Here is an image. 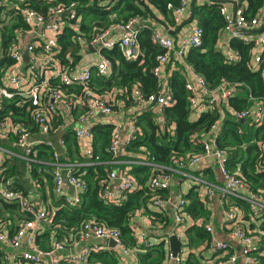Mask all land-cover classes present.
Instances as JSON below:
<instances>
[{
  "label": "trees",
  "instance_id": "obj_1",
  "mask_svg": "<svg viewBox=\"0 0 264 264\" xmlns=\"http://www.w3.org/2000/svg\"><path fill=\"white\" fill-rule=\"evenodd\" d=\"M74 3L80 22L69 20L62 30L56 34L59 44L55 57L61 66L76 67L82 60L84 49L76 40L77 35L86 39H92L97 33L102 32L114 23L127 22L137 17L138 43L140 53L136 59L127 60L118 46L103 50V54L111 61L108 75L98 74L93 69L89 82L95 93H104L113 88L121 90L116 97L124 104H132L130 90L137 87L144 96L169 90L173 103L163 108L165 125L161 128L154 112L155 104L146 106L133 112V120L136 131L127 144L121 147L122 154L113 156L108 146L113 134V125L108 122L97 123L92 127V155L81 159L78 154V145L72 131L65 133V139L70 159H75L80 164L72 169V173L82 180L86 188L80 195L76 204H69L63 196H55L53 193V181L51 164H42L36 160L31 162L30 173L35 182H39L45 189L44 179L48 188L51 202L55 206L54 214L49 225L39 236L35 243L41 250H49L52 242L60 241L65 247L78 238L81 226L86 221H92L99 225L115 228L125 245L134 248L138 264H164L166 259L165 242L162 240L156 244L137 243L133 233L132 218L134 213L151 204V199L158 196L166 199L167 188L150 189L148 184L151 176L159 172L171 175L173 169L178 168L175 159L189 158L203 152L200 142L209 133L210 126L216 120L220 121L219 132L216 135L215 144L218 148L226 150V168L229 172L240 176L251 190L257 194L264 203V162L263 152L259 142L264 143V113L259 123L251 119L237 120L231 114L233 110L249 109L252 100H260L264 104V78L262 66L264 65V51L261 52L253 42H246L238 38H231L229 45L236 52V58L227 61L222 42L225 20L220 13L223 0H205L191 8L193 19L203 28L202 42L198 47H192L187 51L184 64L172 70L165 81H161L153 73L158 54L164 52V48L151 40L154 31L150 25L151 19H156L155 11L163 19L166 26H173V8L178 6L179 0H112L110 4L102 0H22L20 4L10 10V20L0 27L1 59L0 78L13 60L9 51L20 30L29 29L18 8L28 6L45 17L48 8L53 5L68 6ZM170 4V8L168 5ZM235 6L243 8V15L250 19L264 13V0H235ZM18 7V8H17ZM78 25V30H75ZM264 29V20L261 24ZM256 54H261L262 62H255ZM189 65L192 70L206 81L207 89L212 91L221 81L236 85L234 95L227 97L224 103L212 105L201 111L198 118L192 117L189 96L190 92L185 86L187 81L184 66ZM53 87L60 88L67 98H73L80 94V86H68L60 84L57 79H51ZM26 97L14 95L12 98L0 99V120L4 117L12 119L14 124L31 130H37V125L30 116L27 108L29 105ZM22 104H18L19 102ZM207 99L205 100L206 103ZM116 106H114L115 109ZM116 110V109H115ZM30 126V127H29ZM40 152L47 153L46 147L39 146ZM119 151V152H120ZM76 153V156L73 153ZM119 160H130L129 173L135 178L136 188L125 192L124 197L118 200H108L102 196V191L109 183V173L113 168L124 167L125 163ZM51 162V153H50ZM47 168L46 171H40ZM12 169V167L10 168ZM180 169V168H179ZM183 169V168H182ZM185 169V168H184ZM9 170V168H8ZM2 172L3 180L9 179L10 173ZM45 196V191H44ZM187 203L184 210L187 215L201 219V224L193 223L186 228L185 234L190 247H197L203 243L209 246L211 237L206 230L208 212L201 201L196 186H192L186 195ZM237 202L245 205L251 212L248 201L234 197ZM5 201V200H4ZM12 207L20 208L17 202H12ZM155 218H161L163 212L155 210L151 213ZM252 214V212H251ZM261 220L259 231L256 233L262 245L259 248V263L264 264V207L258 215ZM115 255L111 252H91L86 258L85 264L99 261L102 264H114ZM71 262V261H70ZM62 264V263H60ZM184 264H203L201 260L190 252Z\"/></svg>",
  "mask_w": 264,
  "mask_h": 264
},
{
  "label": "built area",
  "instance_id": "obj_2",
  "mask_svg": "<svg viewBox=\"0 0 264 264\" xmlns=\"http://www.w3.org/2000/svg\"><path fill=\"white\" fill-rule=\"evenodd\" d=\"M5 0H0V6L3 5ZM98 2V0H91ZM103 3L110 4L112 0H102ZM227 0H223L220 6V13L223 15L225 20V26L223 27V46L224 54L227 61H232L236 58V52L233 51L229 45L230 39L238 38L246 42H253L261 52L264 51V29H261V24L264 20V13L252 17L250 19L243 15V8L234 6L233 13L229 12L226 4ZM230 1V0H228ZM235 2V0H232ZM231 3V2H229ZM191 6L190 0H179L178 6L173 8V20L174 24L180 23L183 19L181 16L183 12ZM170 4L168 8H170ZM18 8V7H17ZM23 16L24 21L30 25V27H43L44 30H49L52 35H47L42 32L41 37L43 41L40 43L33 42L26 46L20 43H16L12 46L9 51L10 57L13 63L6 68L3 76L9 81L14 90H9L6 87L0 85V99L2 97L12 98L14 95L26 97L28 102V110L30 116L37 125L38 131L42 134H49L53 130V121L59 115V105L63 106L68 116L74 108V103L70 101L60 88L53 87L51 79H57L60 84L65 87L68 86H80L81 92L75 99L78 104L82 107V112L76 118V124L73 129L76 142L84 150L85 156L90 157L92 155V127L97 120L99 115L113 117L115 114V98L118 92L116 88H113L104 93H95L91 88L89 82L92 78L93 68L101 75H108L110 72V59L103 54V50L118 46L122 55L127 60L136 59L140 53L138 43V29L137 22L139 19L133 17L127 22L114 23L102 32L97 33L92 39H86L81 34L76 36V40L82 47L91 46L97 51L98 59L96 60L94 67H68L61 66L55 55L58 53L59 44L56 39V34L59 33L64 25L69 20H75L76 23L80 22V17L75 9V4L71 3L68 6L53 5L48 8L47 16L45 17L36 10L31 9L28 6L18 8ZM75 30H78V25H75ZM117 31L114 35L113 32ZM203 28L197 23L190 25L189 32L187 35L182 37L179 41L175 51V56L178 59L184 60L187 51L192 47L200 46L202 42ZM153 43L164 48V52L157 55V63L153 68V73L162 80V72L168 61V53L173 49L174 42L172 38L163 35L157 31H153L151 35ZM39 47V50L37 48ZM29 53L28 72L30 80L27 84L22 83L21 67L24 65V52ZM1 48H0V59H1ZM263 59L261 54H256L254 57L255 62H261ZM191 69V76L187 79L185 86L190 92L189 101L193 109V114L196 113L200 106V97L205 100V110L212 108L215 104V96L213 97L214 91L223 99L232 96L236 92V85L226 81H221L215 90H208L206 81L200 74L194 72L189 65H186ZM53 70V75L46 77L47 70ZM24 85V86H23ZM132 96L133 106L137 110L143 108L148 103L153 102L154 112L156 113V119L159 126L162 128L165 125V117L163 114V108L173 103V98L168 89H164L155 94L144 96L141 90L137 87H132L130 90ZM23 101V102H25ZM22 101L18 104H22ZM264 113V105H260L258 109H242L233 110L232 115L235 119L246 120L251 119L255 123H259ZM133 120V119H132ZM3 121L0 120V126ZM113 125V134L108 146V150L113 156H117L122 146L128 143L132 138L133 133L136 131L134 120L131 124V132L123 138L121 135V124L118 120H111ZM220 121L216 120L210 126L209 133L203 137L200 141L203 146V152L190 156L189 158L179 157L175 159V163L178 168H187L194 166L204 156H212L216 161L217 169L219 170L222 177L221 194L222 196H233L243 200H246L250 204L251 212L254 216L258 215L260 209L264 207V203L261 198L251 192L246 185L245 181L238 175L231 173L226 168V155L227 152L223 148H218L215 144V138L219 132ZM10 131L15 136L12 144L21 149L26 159L28 169L31 168V162L35 160L34 157V141L31 139V131L28 128H23L17 124H13ZM0 132V136H1ZM63 143V139L59 140ZM47 148L50 149L51 153V175L53 181V193L55 196H62L65 185L68 184L74 190L72 198H65L69 204H76L80 200V195L86 188L85 183L76 177L72 170L64 172L58 161L59 153L54 149V143L52 140L47 139L45 142ZM259 146L262 148L264 162V143L259 142ZM2 159V149L0 147V163ZM171 175L164 172L156 173L151 176L149 180V188H167L170 182ZM118 181L116 185H113V181ZM194 186L196 190L203 185V180L200 177L193 176ZM4 184L7 187L0 189V198L5 201L17 202L22 212L26 215V218L19 224L14 234L7 236V234L0 227V243H8L13 247H18L21 241L26 238L28 245L31 247L30 250L22 253V258L30 261L33 264H60L59 260L51 255L64 249V245L60 241L52 242V246L49 250H41L36 246L35 237L37 235L38 223L46 220L50 221L54 209L50 210H39L28 202L24 195L17 189L12 188L10 180L6 179ZM136 180L129 173L128 170H123L118 173L111 171L109 173V183L105 186L102 191V196L108 200H120L124 197L125 192L136 188ZM207 196L213 194L211 186H207L205 189ZM65 197V196H64ZM167 199H162L158 196H153L151 204L156 208L158 212H164L166 210ZM186 200L181 197L175 204L174 208V220L175 222L182 224L185 220V204ZM235 210L233 208L228 209L226 212L227 219L230 221L229 231L230 236L236 238L242 242V248L240 255L244 258L245 264H258L259 263V248L254 244L252 235L247 233L236 221ZM206 230L211 233L212 228L210 225H205ZM137 243L148 244L146 237L143 233L136 235L133 232ZM90 237L102 239L105 241L113 240L115 245L120 248L123 254L126 256L131 252V248L124 244L120 237V233L115 228L105 227L92 221H86L82 224L78 238L71 244V247H75L81 240L88 239ZM150 243V242H149ZM210 248L213 250H227V243L223 241L210 240ZM101 248V246H100ZM134 249V248H133ZM135 250V249H134ZM89 251L82 252L80 254L72 255L71 261H82L86 262ZM50 256L49 261L42 262L41 256ZM184 257L177 253L173 254L172 251L166 253V259L164 264H184ZM236 255H230L228 260L235 261ZM97 264V263H92ZM125 264H133L128 261Z\"/></svg>",
  "mask_w": 264,
  "mask_h": 264
},
{
  "label": "crops",
  "instance_id": "obj_3",
  "mask_svg": "<svg viewBox=\"0 0 264 264\" xmlns=\"http://www.w3.org/2000/svg\"><path fill=\"white\" fill-rule=\"evenodd\" d=\"M21 1L22 0H5L3 2V5L0 6V27L3 24H7L9 22L10 10L20 4ZM191 1L192 0H190V2ZM204 1L205 0H196L195 2L202 3ZM226 2L229 12L233 13V4L229 3L228 0ZM155 14V16L158 18L157 20L154 18L151 19L150 25L155 31L172 38L174 42V47L168 53V61L161 76L162 80L166 82V78L169 76L172 70L179 68L180 66L178 65L180 64L181 68L183 67L182 64H184V60L178 59L175 56V51L179 41L189 32L190 25L196 23V21L193 19L191 22H188V19L191 16L190 4L189 7L183 12L181 16L183 19L181 22L177 24L175 23L173 26H165L164 23L161 22L163 17L156 11ZM168 30H171V32ZM42 32L47 35H52L51 31L44 30L43 27H29L27 30H20L17 34V41L14 42L13 45L20 43L26 46L27 44L33 42L37 43L38 45V42L40 43L43 41V38L41 37ZM113 33L115 35L117 31ZM83 49L84 52L82 60L77 65V67L91 66L93 68L96 60L98 59L96 49L91 46H84ZM37 50H39V47ZM23 56L24 65L21 67L20 72L22 76V83L25 85L30 80L29 75L27 74L29 53L25 51ZM184 70L186 78L189 79L191 76V69L185 65ZM50 75H53L52 69L46 71V77ZM262 76L264 78V65L262 66ZM0 85L6 87L9 90H14V88H12L9 84V81L4 76L0 78ZM214 96L216 105H219V103H224L225 99L221 98L216 91L213 93V97ZM68 99L74 103V108L70 116L66 114L64 107L59 105V115L55 118L52 124L53 130L49 134H42L38 131V129L31 130L30 136L34 141L33 149L35 160L46 165L50 164V149L45 148L47 153H43L39 151V146L46 147L44 142L47 139L53 141L54 149L59 153L58 161L64 172H68L69 169L72 170L76 165L80 164L78 161H76V158L70 159L71 157L68 154L67 148L69 142L68 144L66 143L65 133L68 131H72L74 133L73 129L76 124V118L83 110L75 97ZM199 99L201 101V109H198L196 113L192 115L194 119L198 118L200 112L205 110V99L203 97H200ZM114 103L116 106V112L114 116L111 118L109 116L99 115L94 124L103 122L111 123V120L116 118V120H118L121 124V135L123 138H126L131 132L133 112L137 110V108L132 104H124L120 99H117V97L115 98ZM251 103V109H258L260 105H264L262 102H260V100L256 99H253ZM232 112L233 109L231 108V114ZM4 118L5 120L0 126V132L2 133L0 136V147L2 149V161L0 163V189L7 187L4 184V180L1 175H3V171L8 170L9 168L7 172L12 171L9 177L12 188L19 190L24 195L26 200L36 206L37 209L50 210L53 208L55 211V206L51 202L50 195H48V188L46 186L47 184L45 179V189L43 190L40 183L35 182V180L32 178L22 150L12 144L13 140L15 139L14 134L12 131H10V128L14 124L12 119L9 117ZM60 139H63V143L59 142ZM119 154L121 155L122 151H120ZM73 155L76 156V153L74 152ZM77 155L81 159L87 158L85 156L84 150L79 145ZM119 162L125 163V166L123 168H113L112 171H115L116 173L123 170L129 171V164L131 162L130 160H119ZM11 167L12 169H10ZM46 170L48 169L44 168V170L42 169L40 171L42 172ZM193 176L200 177L203 180V185L198 188L199 191L197 192L201 201L205 203L204 207L208 212V218L205 221L206 225H210L212 228V232L210 233L211 241L226 242L228 246L226 251L213 250L210 248V246L206 245V243H203L197 247H190L187 242L185 230L193 223L201 224L203 220L193 218L190 215H187V213L185 214V220L182 224H179L174 220L175 204L181 197H183L187 202L186 195L191 187L194 186ZM116 184L117 181L114 180L113 185ZM221 185L222 177L219 170L217 169L216 161L212 156H203L201 160L194 166H190L185 169H173L167 191L165 192L167 203L165 207L166 210H164V214L161 215L163 219L155 218L151 213L152 211L155 212L156 208L152 204H148L146 208H141L134 213L132 218L133 232L135 231L136 235L143 233L148 244L149 242L150 244H156L163 240L165 242L166 253L171 251L169 245V236L176 235L180 241V249L178 253L181 254L185 259L190 252H194V254L197 255L203 264H245L244 258L240 255L242 242L230 236V221L227 219L226 212L230 208L235 210L236 221L244 230H246L247 233L252 235L254 244L257 246L259 245V247L262 245V242L260 243L257 241L259 238L257 237L256 233L260 232L259 225L261 220L251 214V212L245 208L244 204L237 202L233 196H222L220 190ZM207 186H211L213 189V194L211 196H207L205 192ZM73 195L74 190L70 185L66 184L62 196H65L64 198H72ZM12 204V202L4 201V199L0 198V227L7 234V236L14 234L16 229L19 227V224L26 218V215L22 212V210L18 207H12ZM49 223L50 221L46 220L38 223L36 237L44 232ZM30 249L31 247L28 245L26 238L21 241L18 247H13L10 244L4 242L0 243V264H33L30 261L22 258V253ZM87 251L90 253L99 251L111 252L115 255L114 264H125L128 261L132 262L133 264H138L136 251L133 248H131L129 255L125 256L122 250L116 245L112 246L109 241L93 237L81 240L75 247H64V249L54 252L51 256L57 258L62 264H80V262L76 260L71 261L70 258L72 255ZM233 254L236 255V259L235 261L230 262L228 257ZM49 259L50 256H41L42 262H47ZM92 263L102 264V262L99 261H92L85 264Z\"/></svg>",
  "mask_w": 264,
  "mask_h": 264
},
{
  "label": "water",
  "instance_id": "obj_4",
  "mask_svg": "<svg viewBox=\"0 0 264 264\" xmlns=\"http://www.w3.org/2000/svg\"><path fill=\"white\" fill-rule=\"evenodd\" d=\"M196 0H192L191 1V8L193 7L194 3ZM229 2H231L232 4H235L234 1L230 0ZM193 20L192 14L190 16V18L188 19V22H191ZM169 32H171V30H168ZM26 56V55H24ZM118 182V181H117ZM109 243L114 246L115 242L113 240H109ZM169 245H170V249L172 251L173 254H177L179 252L180 249V241L178 239V237L176 235H170L169 236Z\"/></svg>",
  "mask_w": 264,
  "mask_h": 264
}]
</instances>
